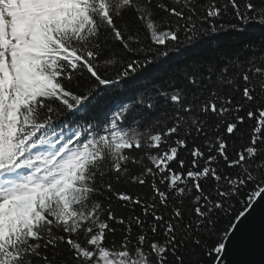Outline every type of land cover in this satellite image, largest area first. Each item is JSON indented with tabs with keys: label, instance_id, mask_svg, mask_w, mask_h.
<instances>
[{
	"label": "snow or ice",
	"instance_id": "6c2138e0",
	"mask_svg": "<svg viewBox=\"0 0 264 264\" xmlns=\"http://www.w3.org/2000/svg\"><path fill=\"white\" fill-rule=\"evenodd\" d=\"M257 211L264 0H0V264H227Z\"/></svg>",
	"mask_w": 264,
	"mask_h": 264
},
{
	"label": "water",
	"instance_id": "95a60500",
	"mask_svg": "<svg viewBox=\"0 0 264 264\" xmlns=\"http://www.w3.org/2000/svg\"><path fill=\"white\" fill-rule=\"evenodd\" d=\"M237 236L238 243L230 246L227 264H264V219L259 211Z\"/></svg>",
	"mask_w": 264,
	"mask_h": 264
},
{
	"label": "trees",
	"instance_id": "16d2710c",
	"mask_svg": "<svg viewBox=\"0 0 264 264\" xmlns=\"http://www.w3.org/2000/svg\"><path fill=\"white\" fill-rule=\"evenodd\" d=\"M259 32L260 30L257 29V34H259ZM234 35L235 34H224L221 37H219V40L223 45H230L234 40Z\"/></svg>",
	"mask_w": 264,
	"mask_h": 264
}]
</instances>
